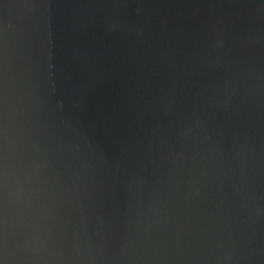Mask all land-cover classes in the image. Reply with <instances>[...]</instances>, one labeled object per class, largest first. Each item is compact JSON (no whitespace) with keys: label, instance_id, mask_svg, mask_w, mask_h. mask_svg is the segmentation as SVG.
<instances>
[{"label":"water","instance_id":"obj_1","mask_svg":"<svg viewBox=\"0 0 264 264\" xmlns=\"http://www.w3.org/2000/svg\"><path fill=\"white\" fill-rule=\"evenodd\" d=\"M0 264H264V0H0Z\"/></svg>","mask_w":264,"mask_h":264}]
</instances>
